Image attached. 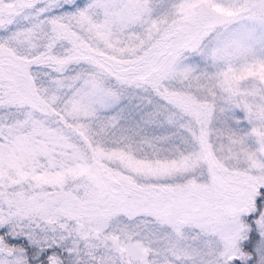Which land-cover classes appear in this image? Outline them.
<instances>
[{
	"label": "snow or ice",
	"instance_id": "6c2138e0",
	"mask_svg": "<svg viewBox=\"0 0 264 264\" xmlns=\"http://www.w3.org/2000/svg\"><path fill=\"white\" fill-rule=\"evenodd\" d=\"M0 264H264V0H0Z\"/></svg>",
	"mask_w": 264,
	"mask_h": 264
}]
</instances>
